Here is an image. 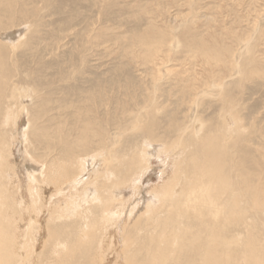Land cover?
I'll return each instance as SVG.
<instances>
[{
    "label": "rangeland",
    "instance_id": "374dc122",
    "mask_svg": "<svg viewBox=\"0 0 264 264\" xmlns=\"http://www.w3.org/2000/svg\"><path fill=\"white\" fill-rule=\"evenodd\" d=\"M0 27L14 33L17 48L5 46L6 64L17 65L14 79L25 74L31 91L29 113L15 122L20 131L12 145L10 173L19 166L21 182L11 186L19 199L29 201L27 176L42 182L44 163L62 146L86 152L74 185L111 146L126 148L144 137L168 144L184 139L178 156H187L207 133L224 135L235 146V160L241 157L264 185V0H18L14 6L3 0ZM158 157L164 155H153L142 184L157 181ZM48 205L37 214V226L45 228L36 238L48 237Z\"/></svg>",
    "mask_w": 264,
    "mask_h": 264
},
{
    "label": "bare ground",
    "instance_id": "6f19581e",
    "mask_svg": "<svg viewBox=\"0 0 264 264\" xmlns=\"http://www.w3.org/2000/svg\"><path fill=\"white\" fill-rule=\"evenodd\" d=\"M17 1L4 0L11 6ZM13 34L0 32L5 38L0 37V264H264V185L257 183L258 173L247 170L241 157L235 160V146L230 148L221 133V139L201 135L199 148L187 156H178L182 139L168 144L144 137L140 144H125L126 148L111 146L90 176L74 185L72 179L84 169L81 156L86 152L75 153L65 145L58 157L44 163L38 178L42 182L36 185L38 176H27L29 201L19 199L11 186L12 181H20L19 166L17 173H10L15 169L12 145L20 131L15 122L27 114L31 91L25 74L14 79L17 65L6 64L5 46L17 49ZM83 129H89L88 122ZM155 154L164 155L158 157V179L142 184ZM53 197L58 204H50ZM46 201L53 214L48 237L36 238L37 231L45 228L37 226V214Z\"/></svg>",
    "mask_w": 264,
    "mask_h": 264
}]
</instances>
